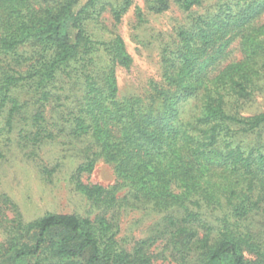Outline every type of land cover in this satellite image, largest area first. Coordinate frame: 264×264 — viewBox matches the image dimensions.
Returning a JSON list of instances; mask_svg holds the SVG:
<instances>
[{"label":"trees","instance_id":"1","mask_svg":"<svg viewBox=\"0 0 264 264\" xmlns=\"http://www.w3.org/2000/svg\"><path fill=\"white\" fill-rule=\"evenodd\" d=\"M145 1L156 13L170 3ZM173 1L184 11L207 2ZM131 4L0 0V108L10 103L7 125L22 113L23 139L35 145L67 137L82 159L76 186L114 203L127 184L123 203L159 213L158 229L127 252L106 238L109 223L99 231L89 218L50 213L0 243V264H150L145 248L157 239L179 264H264L259 233L231 219H264V108L242 113L264 96V23L254 24L264 0H214L164 49L161 83L148 96L119 98L115 69L132 59L119 35L97 39L89 25L107 10L118 22ZM236 39L241 58L222 66ZM20 82L22 109L12 95ZM192 98L195 111L183 118ZM99 158L122 182H80Z\"/></svg>","mask_w":264,"mask_h":264},{"label":"rangeland","instance_id":"2","mask_svg":"<svg viewBox=\"0 0 264 264\" xmlns=\"http://www.w3.org/2000/svg\"><path fill=\"white\" fill-rule=\"evenodd\" d=\"M108 1L115 4L117 0ZM213 1L207 0L201 7L184 11L170 0L168 9L156 13L149 10L145 0H132L131 6L118 22L113 20L107 10L101 14L98 22L90 23L89 31L97 39L109 40L113 35H119L132 59L128 67L115 69L119 98L148 96L154 85L161 83V58L164 49L175 47L176 32L180 26L191 23L196 15L211 12L213 9L210 5ZM263 23L264 11L254 24ZM26 50L29 51L28 48L23 49ZM241 56L239 40L236 39L230 45L222 66ZM22 70H25L24 64ZM20 84L12 89V95L17 97L22 109V101L26 99L28 89L22 87V82ZM195 104L196 100L193 98L182 104L183 118L195 111ZM10 107V103H7L0 108V243L18 238L22 233L20 225L25 226L50 213L89 218L99 231L109 223L106 238L110 237L118 247L127 252H132L140 241L154 235L158 229L156 224L160 214L126 206L122 197L129 189L127 184L118 188L114 203L86 195L76 186L77 182L73 177L82 159L79 154H75L77 152L69 150L67 137L61 135L42 145L23 139V129L27 127L22 120V113H14L11 124L6 123ZM263 108L264 96H257L242 113L248 115ZM79 180L84 184H99L109 188L122 182L118 179L114 165L103 158L95 162L90 173L82 172ZM220 214L213 212L215 216ZM231 219H239L243 226L250 223L252 229L259 233L264 248L263 217L247 215L239 218L233 215ZM145 249L150 255V264H179L164 240L152 241ZM41 263L57 264L56 261L47 259L41 260Z\"/></svg>","mask_w":264,"mask_h":264}]
</instances>
